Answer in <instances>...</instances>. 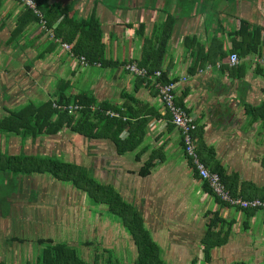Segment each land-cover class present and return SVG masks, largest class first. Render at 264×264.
<instances>
[{
  "label": "crops",
  "instance_id": "0c3cea01",
  "mask_svg": "<svg viewBox=\"0 0 264 264\" xmlns=\"http://www.w3.org/2000/svg\"><path fill=\"white\" fill-rule=\"evenodd\" d=\"M48 6L71 8L77 18L94 10L105 29L102 41L107 58L120 64L82 67L59 43L53 42V47L50 32L39 24L28 27L18 50L6 48L1 39L23 8L4 0L0 7V24L6 21L0 30V90L11 79H6L9 75L29 68L24 91L34 102L49 98L59 87L66 89L63 84L69 83L68 95L88 94L99 104L107 102L146 120L147 125L141 143L122 155L108 141L88 142L64 133L61 142H55L64 152L46 147V156L55 154L90 169L99 184L112 187L141 215L165 264H264V212H242L218 201L187 160L181 136L152 82L139 83L140 78L123 69V64L139 67L142 53L151 55L158 48L151 39L164 37L161 29L171 26L156 72L177 84L176 102L195 120V148L206 149L208 156L207 166L200 163L210 173L214 166L227 178L237 177L240 198H259L264 195V68L259 72L253 64L257 57H264V39L261 55L240 59L244 69L228 66V56L240 21L261 28L264 36V0H49ZM146 41L150 49L144 46ZM221 48L227 53L223 60L202 68L193 64L206 55L219 57ZM21 81L25 79L15 82ZM55 143L50 142L51 147ZM88 203L97 209V226L106 227L100 232H107L110 249L121 253V262L132 264L136 247L119 219L110 221L107 214L111 213L103 206Z\"/></svg>",
  "mask_w": 264,
  "mask_h": 264
},
{
  "label": "trees",
  "instance_id": "16d2710c",
  "mask_svg": "<svg viewBox=\"0 0 264 264\" xmlns=\"http://www.w3.org/2000/svg\"><path fill=\"white\" fill-rule=\"evenodd\" d=\"M3 1L0 0V7ZM11 1L18 3L23 10L11 27L12 29L7 31L1 40H3L6 48L18 50L21 38L28 27L32 24H39L40 20L24 4L17 0ZM33 1L46 23V30L50 32L49 39L53 47H55L53 42L59 43L58 45L67 52L69 57L77 60L79 65L85 68H104L120 64L107 58L105 45L102 41L105 29L94 10L85 17L77 18L71 8L50 7L48 6L49 0ZM247 1L253 3L255 0ZM168 21H171V19L169 18ZM5 24L6 21L4 20L0 24V30L5 28ZM165 26L169 25H164L160 31L164 37L154 36L157 39L153 38L154 40L151 39L150 41L151 43L157 42L158 48L156 51L153 52L151 50V55L143 52L140 59L141 63L138 64L149 75L160 70L162 65L165 46L164 38L166 40L170 35L169 31H171V26ZM261 31V28L253 26L249 22L240 21L239 29L233 33L235 39L229 56L235 53L239 59H243L247 56L261 55L262 40L264 39V36L261 37ZM187 40L194 42V39ZM214 40L217 41L216 39ZM150 42L146 41L144 46H149L150 49ZM63 45L70 46V49L66 50ZM219 46H222V44ZM226 57L227 53L222 50L221 55L217 58H211L206 55L202 58H196L193 64H197L202 68L204 65L214 64ZM80 58H84L88 65H81ZM95 63L99 66H93ZM253 65L259 72L262 71L260 70L261 65L255 62ZM235 68L244 69V64H240ZM28 70L29 68H27ZM26 72L15 74L14 76L9 75L6 79L11 77L9 80L11 83L5 81L8 83H6L4 90H0V137L5 143L6 141H8L7 143L9 141L12 143L16 140L19 147L18 154H10L5 148L7 143H4V148L0 149V183L5 184V187L10 186V189L15 184L18 186V190L12 192L14 194L8 189L5 193L7 196L0 197V217L3 219L7 218L10 210H12L9 200L10 196L21 195L25 183H28L29 179L46 177L55 181V183L62 184L66 188H71L70 190L75 194H82L88 202H92L95 206H103L107 212L119 219L121 226L126 230L136 247V255L132 264H165L160 259L158 246L145 229L143 219L137 210L124 202L122 197L112 187L99 184L93 178L90 169H85L72 161H65L58 155L46 156L47 150H45L46 147H49L50 142L52 144L58 142L59 144L61 139H63L61 134L68 133L69 136L81 137L88 140V142L93 140L108 141L115 146L117 154L122 155L126 151L134 150L141 143L147 121L134 117L130 112L125 113V109L116 108L107 102L99 104L93 97L85 93L68 95L69 83L63 84L66 89H60L59 87L49 98L42 102H34L26 98V92L24 91L28 84L27 80L30 79ZM161 77V82L165 84L170 82L165 73H162ZM17 79H25V81L16 83ZM144 80L140 78L139 83ZM176 103L178 106H182L178 102ZM69 105L79 106L81 110L76 115L71 116L67 111L56 108L57 106L65 107ZM106 112L116 113L119 118L110 117L106 115ZM123 131H126V135L120 138ZM193 137L195 138V133ZM30 146L34 147V149L42 150V152L39 154L24 153V150H29ZM196 150L199 160L207 166L208 156L205 155L207 150L201 151V147H198V145ZM210 171L220 176L225 188L233 197L241 195L242 191L237 194L238 190L241 189L240 186L238 188L237 177L227 178L219 168L214 166ZM1 184L0 189L2 188ZM204 185L207 187L206 183ZM26 187L28 188V186ZM15 191L17 192L16 195ZM33 193V191H28L25 195L27 202L31 204L34 201ZM252 199H264V195ZM252 199L249 198V200ZM218 201L222 205L230 207L220 200ZM3 206L8 207L6 213L2 211L3 208L1 209ZM234 209L249 213L264 212V209ZM5 242L11 245L22 241L12 236ZM36 246L39 250H37L34 264H125L116 257L113 259L112 255L106 256L107 252L105 249L100 250L98 248L99 245H94L93 241L71 244L68 241L56 242L48 238L37 240ZM79 246L91 250L93 259L83 256L82 249L78 251ZM0 264L7 263L4 260H0Z\"/></svg>",
  "mask_w": 264,
  "mask_h": 264
},
{
  "label": "rangeland",
  "instance_id": "374dc122",
  "mask_svg": "<svg viewBox=\"0 0 264 264\" xmlns=\"http://www.w3.org/2000/svg\"><path fill=\"white\" fill-rule=\"evenodd\" d=\"M85 12L86 10L83 11V13ZM4 143L0 137V149L4 148ZM5 148H7L10 154L19 153L17 152L19 151V147L16 140L12 143L9 141ZM48 148L50 150L60 149L58 144L52 147L49 144ZM28 149L27 151L24 150V153L39 154L42 152V150L34 149L31 146ZM53 153L55 151L51 152V154ZM48 154L49 151L47 150ZM51 182L50 179L45 177L29 179L28 183H25L21 195H16V191L18 190L16 184L14 187L17 189L14 187L10 189V186L5 187V184L0 183L2 185L0 197H6L5 193L8 189L11 190V193L16 190V196H10L9 198L13 211L10 210V214L6 219L0 217V260H4L7 264H34L37 250H39L36 246L37 240L48 238L56 242L68 241L71 244L93 241L94 245H99L98 248L100 250L105 249L107 252L106 256L112 255L113 259L114 257L121 258V253L109 250L107 232H103L104 229L100 232L101 228L106 227L97 226V219L95 218V210L97 209L88 203L86 197L78 193L75 194L70 189L67 191V189L59 188L56 185H52ZM26 186L30 190L32 189V191L36 190V192L41 193V197L36 196L35 192L33 193V204L27 202V198H25V195L28 193ZM38 198H40L39 201ZM2 208V211L6 213L8 207L3 206ZM100 210L103 209L100 208ZM107 215L110 221H118L115 216L111 214ZM106 220L101 219L100 222ZM12 236L20 239L22 242H15L9 245L5 240ZM79 249H82L83 256L91 260L93 259V252L91 250L80 246L78 247V251Z\"/></svg>",
  "mask_w": 264,
  "mask_h": 264
},
{
  "label": "built area",
  "instance_id": "2783aa9c",
  "mask_svg": "<svg viewBox=\"0 0 264 264\" xmlns=\"http://www.w3.org/2000/svg\"><path fill=\"white\" fill-rule=\"evenodd\" d=\"M20 3L24 4L28 9L32 10L39 18V25L43 30H46V23L42 18V15L37 10V6L33 0H17ZM66 50L70 49V46L63 45ZM255 63H258L264 67V57L256 58ZM81 65L87 66L88 63L84 58H80ZM240 63V59L237 54H231L228 58V66L236 67ZM93 66H99L98 64H93ZM124 71L132 74L135 77L151 81L153 88L157 92L158 98L165 110V112L170 117V123L174 128H176L181 136V141L183 144L184 153L187 160H189L192 166L195 168L198 173L199 179L207 184L208 188L212 191V194L221 202L229 205L233 208L239 209H264V199H252L245 200L243 198L233 197L230 192L225 188L224 184L221 181V178L214 173H210L203 164L200 163L198 155L196 153L195 142L196 139L193 137L194 132L196 131V123L194 118L186 112L185 108L178 106L176 103V94L175 82H169L163 84L160 82L161 73L155 72L154 75H149V73L140 69L137 64H127L123 66ZM56 107V106H55ZM67 111L71 116L76 115L81 107L69 105L65 107H56ZM106 115L114 118H119V115L113 112H106Z\"/></svg>",
  "mask_w": 264,
  "mask_h": 264
}]
</instances>
